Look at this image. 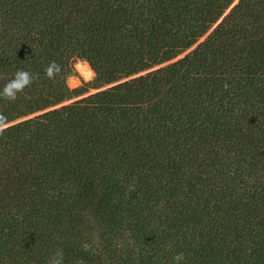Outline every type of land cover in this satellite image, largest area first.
<instances>
[{"label": "trees", "instance_id": "1", "mask_svg": "<svg viewBox=\"0 0 264 264\" xmlns=\"http://www.w3.org/2000/svg\"><path fill=\"white\" fill-rule=\"evenodd\" d=\"M17 70L0 264H264V0H0Z\"/></svg>", "mask_w": 264, "mask_h": 264}, {"label": "clouds", "instance_id": "2", "mask_svg": "<svg viewBox=\"0 0 264 264\" xmlns=\"http://www.w3.org/2000/svg\"><path fill=\"white\" fill-rule=\"evenodd\" d=\"M64 71L62 66L56 61H50L45 67L44 76L49 80H53L57 75ZM35 79H39V74L33 76L32 73L25 70H17L13 77L5 83L0 89V99L5 101H15L17 95L22 93L25 88L29 87ZM9 127L7 118L0 113V135H2ZM173 264H182L184 254L177 253L173 256ZM47 264H64V253L62 249H57L48 259Z\"/></svg>", "mask_w": 264, "mask_h": 264}, {"label": "rangeland", "instance_id": "3", "mask_svg": "<svg viewBox=\"0 0 264 264\" xmlns=\"http://www.w3.org/2000/svg\"><path fill=\"white\" fill-rule=\"evenodd\" d=\"M187 51V50H186ZM185 51V52H186ZM78 60H83V59H76L75 60V62H74V74H72V75H70V76H68L67 77V79H66V82H67V84H68V86L70 87V88H74V87H77V86H79V85H81L83 82H87V81H90V80H92L93 78H94V76H95V73H94V71H93V74H92V76L90 77V78H88V79H83L82 77H81V75H80V73H79V71H78V69L75 67V63L78 61ZM87 62V61H86ZM88 63V62H87ZM89 64V63H88ZM90 66V65H89ZM159 66V65H158ZM91 67V66H90ZM155 67H157V66H155ZM155 67H153V68H155ZM92 69V68H91ZM93 70V69H92ZM104 87H106V86H104ZM104 87H101V88H104ZM97 89H94V88H91L90 90H89V92L88 93H91V92H94V91H96ZM78 97H80V96H78ZM77 97H74V98H71V99H69V100H67V101H65V102H63V103H67V102H69V101H71V100H74V99H76ZM58 105H60V104H58ZM58 105H56V106H58Z\"/></svg>", "mask_w": 264, "mask_h": 264}, {"label": "bare ground", "instance_id": "4", "mask_svg": "<svg viewBox=\"0 0 264 264\" xmlns=\"http://www.w3.org/2000/svg\"><path fill=\"white\" fill-rule=\"evenodd\" d=\"M75 67L78 69L83 79H88L92 76L93 70L85 60H78L75 63Z\"/></svg>", "mask_w": 264, "mask_h": 264}, {"label": "water", "instance_id": "5", "mask_svg": "<svg viewBox=\"0 0 264 264\" xmlns=\"http://www.w3.org/2000/svg\"><path fill=\"white\" fill-rule=\"evenodd\" d=\"M192 48H193V46H192L191 48H189L186 52H184V53L180 54L179 56H177V58L183 56V55L186 54L188 51H190Z\"/></svg>", "mask_w": 264, "mask_h": 264}]
</instances>
